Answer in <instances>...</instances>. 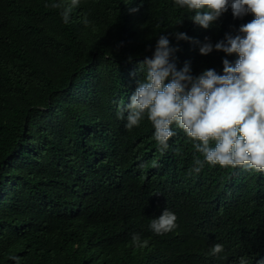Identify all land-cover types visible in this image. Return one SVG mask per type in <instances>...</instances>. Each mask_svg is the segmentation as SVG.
Listing matches in <instances>:
<instances>
[{"label": "trees", "instance_id": "obj_1", "mask_svg": "<svg viewBox=\"0 0 264 264\" xmlns=\"http://www.w3.org/2000/svg\"><path fill=\"white\" fill-rule=\"evenodd\" d=\"M252 18L229 10L204 29L172 0H0V264L264 258V173L207 163L194 173L203 156L181 129L161 151L146 117L127 129L117 116L159 35L177 47L178 68L220 73L225 53L200 54L174 33L214 44ZM164 208L178 227L157 235L149 222ZM216 243L224 251L212 256Z\"/></svg>", "mask_w": 264, "mask_h": 264}, {"label": "clouds", "instance_id": "obj_2", "mask_svg": "<svg viewBox=\"0 0 264 264\" xmlns=\"http://www.w3.org/2000/svg\"><path fill=\"white\" fill-rule=\"evenodd\" d=\"M172 2L204 29L229 10L234 19L248 14L253 18L240 24L235 33L225 32L214 44L207 37L201 43L183 31L174 33L177 41L197 44L200 54L207 55L214 49L225 53L220 73L206 68L193 75L188 61L178 68L174 58L177 47L170 43L168 35H159L151 56L146 55L138 62L143 79L138 81L128 102L119 107L118 118H124L125 127L132 129L146 117L161 151L168 149L175 129H181L191 138L196 152L203 156V161L195 159L194 173H199L204 163L232 168L241 166L264 173V0ZM79 3L80 0H71L72 6ZM123 3L130 4L131 0H123ZM137 10L136 6L128 9L129 12ZM61 17L63 23H69L70 10L65 9ZM82 22L89 24L86 15ZM233 53L237 56L234 63L227 58ZM131 59L129 56L128 60ZM152 164L157 166V161ZM177 227V216L168 208L149 222L150 230L157 235ZM132 242L140 248L147 244L138 234H133ZM223 251V245L216 243L211 246L210 254L219 256ZM238 264H247V260L240 258ZM256 264H264V258Z\"/></svg>", "mask_w": 264, "mask_h": 264}]
</instances>
